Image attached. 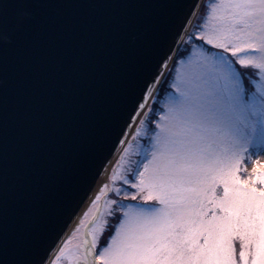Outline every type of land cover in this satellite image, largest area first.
Wrapping results in <instances>:
<instances>
[{
    "label": "snow or ice",
    "instance_id": "obj_1",
    "mask_svg": "<svg viewBox=\"0 0 264 264\" xmlns=\"http://www.w3.org/2000/svg\"><path fill=\"white\" fill-rule=\"evenodd\" d=\"M140 6L0 3V264H264V0H193L188 14L153 26L147 39L131 20L107 23L111 42L141 53L138 83L110 121L113 149L136 144L138 158L126 160L122 147L114 165L113 153L101 159L69 214L91 205L74 247L75 231L45 247L40 230H10L12 206L26 209L46 179L42 114L55 103V80L72 75L52 70L68 36L50 10ZM105 172L112 187L102 182L93 195ZM87 179L85 160L74 180Z\"/></svg>",
    "mask_w": 264,
    "mask_h": 264
},
{
    "label": "water",
    "instance_id": "obj_2",
    "mask_svg": "<svg viewBox=\"0 0 264 264\" xmlns=\"http://www.w3.org/2000/svg\"><path fill=\"white\" fill-rule=\"evenodd\" d=\"M203 1L201 0L202 3ZM4 2L11 0H0V3ZM74 2H118L143 6L71 7L50 10L54 18L64 22L68 36L61 52L53 58L52 70L56 73L70 71L72 75L71 78L59 76L55 80L53 92L55 103L50 111L42 114L45 128L42 139L48 146V151L44 167L46 179L41 185L40 193L22 212L15 205L10 212V230L19 228L40 230L44 235L45 247L52 243V238L56 234L63 232L61 238H64L78 214L69 220L70 211L77 207L87 184L94 179L93 174L98 169L101 159L113 153L112 161L117 151L124 146L117 144L116 149H113L116 135L110 121L113 110L123 99L124 92L138 83L137 66L141 53L135 46L111 42L106 36L107 23L131 20L143 31V36L147 39L153 26L188 14L193 0H74ZM173 4L177 7L167 6ZM126 137L122 139H127ZM97 143L100 145L99 150H95ZM27 159L34 168L40 167V162L31 154ZM85 160L87 182H76L74 177ZM22 168L23 165H19L12 170L13 179L22 174ZM65 225H68L66 229Z\"/></svg>",
    "mask_w": 264,
    "mask_h": 264
},
{
    "label": "rangeland",
    "instance_id": "obj_3",
    "mask_svg": "<svg viewBox=\"0 0 264 264\" xmlns=\"http://www.w3.org/2000/svg\"><path fill=\"white\" fill-rule=\"evenodd\" d=\"M206 2H207V0H204L203 1V3H206ZM201 9L202 8L199 9V11L197 12V15H200ZM164 70L166 71V69H164ZM130 138H132V137L129 136L128 140ZM137 143H139V142H137ZM123 147H129V154H128V157L126 158V160L135 161L138 158L136 154H137V152L139 150H138L136 144H131L130 146L126 144ZM118 158L119 157L116 156V159L112 163L113 165L116 163V161L118 160ZM260 159L262 160V162H264V157H261ZM111 166L112 165H110V168H111ZM108 183H109V187L111 188L112 187L111 182L108 181ZM98 206H100L101 208H103L105 206V199H104L103 196L101 197V200L98 202ZM87 211H88V209H87ZM95 211H96V207H92V213H94ZM85 213L82 216V218L80 219V221L83 220V224H81L80 221H79L76 229L74 230L75 231V235L73 236V239H72V241L70 243V247H74L75 245H77L82 240V238H83V234L85 232V228L87 227V225L89 223V220L91 219V213H89L88 215H85ZM77 228H78V231H77ZM73 232L71 234H73ZM61 264H67V261H62Z\"/></svg>",
    "mask_w": 264,
    "mask_h": 264
},
{
    "label": "bare ground",
    "instance_id": "obj_4",
    "mask_svg": "<svg viewBox=\"0 0 264 264\" xmlns=\"http://www.w3.org/2000/svg\"><path fill=\"white\" fill-rule=\"evenodd\" d=\"M127 139L129 137H126ZM116 156H118L116 154ZM116 156L114 157L113 161L116 159ZM110 168V165H109ZM108 176H109V172H105L101 177L100 180L97 181V183L95 184V187L93 188V195H95L97 192L100 191L101 186H102V182L107 181L108 182ZM90 199V198H89ZM90 204L88 202H85V204L82 206L81 210L78 212L77 216L75 217L74 221L72 222V224L70 225L68 231L66 232V234L64 235V238L67 237L68 235H71V233L76 229L80 219L82 218V216L84 215V213L87 211V209L89 208Z\"/></svg>",
    "mask_w": 264,
    "mask_h": 264
},
{
    "label": "trees",
    "instance_id": "obj_5",
    "mask_svg": "<svg viewBox=\"0 0 264 264\" xmlns=\"http://www.w3.org/2000/svg\"><path fill=\"white\" fill-rule=\"evenodd\" d=\"M204 13V9L202 8L200 11V15H202Z\"/></svg>",
    "mask_w": 264,
    "mask_h": 264
}]
</instances>
